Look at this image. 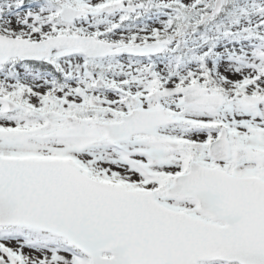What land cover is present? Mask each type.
Listing matches in <instances>:
<instances>
[{
	"label": "snow or ice",
	"instance_id": "6c2138e0",
	"mask_svg": "<svg viewBox=\"0 0 264 264\" xmlns=\"http://www.w3.org/2000/svg\"><path fill=\"white\" fill-rule=\"evenodd\" d=\"M0 264H264V0H0Z\"/></svg>",
	"mask_w": 264,
	"mask_h": 264
}]
</instances>
